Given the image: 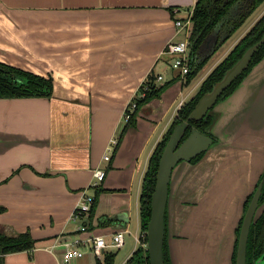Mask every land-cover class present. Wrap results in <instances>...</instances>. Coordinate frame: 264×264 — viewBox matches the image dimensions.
<instances>
[{"label": "crops", "instance_id": "1", "mask_svg": "<svg viewBox=\"0 0 264 264\" xmlns=\"http://www.w3.org/2000/svg\"><path fill=\"white\" fill-rule=\"evenodd\" d=\"M196 1L0 0V63L52 79L50 97L0 99V230L27 232L35 243L4 255L2 264H63L65 244L75 241L79 255L67 264H96L101 257L90 240L109 243L118 231L123 246L105 251L124 250L119 264L140 245V189L153 150L180 106L249 29L234 40L232 34L187 82L162 52L183 37L173 23ZM251 72L218 108L226 113L214 130L218 143L172 172L166 205L172 264H232L243 203L264 168V59ZM150 74L156 87L172 83L137 110L132 125L122 123ZM112 138L118 145L106 162ZM95 169L106 175L95 211L72 220Z\"/></svg>", "mask_w": 264, "mask_h": 264}, {"label": "trees", "instance_id": "2", "mask_svg": "<svg viewBox=\"0 0 264 264\" xmlns=\"http://www.w3.org/2000/svg\"><path fill=\"white\" fill-rule=\"evenodd\" d=\"M264 2V0H197L192 9L190 17L192 30L189 37L190 50L189 57L191 59L189 72L185 76L186 81L190 82L197 74L200 68L207 63L210 55L216 52L228 38L234 34L250 17L254 11ZM264 34V14L256 21V24L240 38V41L227 53L226 57L210 72L208 77L200 84L198 91L186 103L182 104L177 111L176 117L171 122L170 127L161 137L160 142L153 150L145 175L141 184V193L139 197V224H141V236L139 238L140 245L130 255V258L124 264H149L148 257L143 245L146 240L143 233L146 230L147 222L150 216V198L153 193L155 185L156 171L160 160L161 153L167 143V139L171 134L173 128L180 122L187 119L189 114L194 109V105L199 98L210 90L211 86L218 82L229 67H231L238 59L241 58L242 52L257 43ZM252 60L246 70L243 71L225 92L218 98L217 101H222L225 97L232 94L239 86L241 81L248 75L249 71L257 65L261 59L264 58V44H262L257 52L253 54ZM155 77L150 74L139 88V95L133 101L136 104L137 110L153 98H159L160 94L167 88L172 81L159 85H154ZM52 91L51 77H39L28 71H22L12 66L0 63V99H27V98H43L50 97ZM143 94V95H142ZM137 112V111H136ZM136 112L131 115L127 125H132ZM211 116H205L198 121L189 122L191 127L197 129L201 133L209 136L206 130L211 125ZM125 130V129H124ZM124 132V131H123ZM190 133L188 129L184 135V139ZM213 142L215 139L212 136ZM183 140V139H182ZM200 156L194 158L191 164H194ZM262 182V192L258 204L261 206L264 203V169L260 177ZM95 202L90 208V216L95 211L97 198L103 190L98 187L95 189ZM251 196H248L244 212L248 206ZM0 207V212H3ZM241 221V219H240ZM100 225L107 223V218L99 219ZM165 227L166 214L164 218ZM242 221L239 223L235 231V245L232 252V264H235L237 236ZM166 234V229H165ZM34 241L31 235L27 232L18 233L14 236H9L0 230V264H2V257L7 254H14L15 252L30 251L34 246ZM246 264H255V262L264 255V209L255 223L249 229L248 240L246 244ZM115 251H103L101 259H97L96 264H114ZM164 264H171L168 256L167 242L164 238L163 245Z\"/></svg>", "mask_w": 264, "mask_h": 264}, {"label": "water", "instance_id": "3", "mask_svg": "<svg viewBox=\"0 0 264 264\" xmlns=\"http://www.w3.org/2000/svg\"><path fill=\"white\" fill-rule=\"evenodd\" d=\"M261 39L257 41L256 44L246 48L242 52V56L238 59L231 67L225 70L222 78L215 82L210 90L203 94L199 100L194 105V109L189 114L186 120L177 124L171 134L168 137V141L161 153V158L158 163V168L156 171L155 185L153 188V193L150 198V216L147 222V227L143 233V237L146 243L143 248L146 251L149 264H164L163 257V245L164 238L166 235L168 256L170 257V249L168 248L167 231L168 223L166 218L167 226L165 227L164 218L167 215V199L169 195V184L172 177L173 170L180 163L191 164L194 158L198 157L200 154H205L211 147L216 145L219 141L214 133L215 127L219 124L220 120H223L226 113L218 109L222 103H225L230 97H232L240 88L244 80L252 73L251 71L257 67V63L248 73V75L241 81L236 90L225 97L222 101H217L218 98L225 92L226 88L229 87L238 77L241 76L244 70L249 66L253 54L257 52V49L264 44V34L260 37ZM205 116H211V125L206 130L209 136L201 133L194 127H191L189 122L198 121L203 119ZM190 129L188 136L183 139L186 131ZM168 130V129H167ZM183 139V140H182ZM256 190L253 195L249 205L242 217V226L240 228L237 237V247H236V258L235 264H246V244L248 240V232L253 223L256 222L258 217L261 215L262 211L259 212L260 207H258V199L261 192V187ZM264 205V203L262 204ZM166 229V234H165ZM236 241V238H235ZM263 258L258 259L255 264H259ZM172 264V263H171Z\"/></svg>", "mask_w": 264, "mask_h": 264}, {"label": "built area", "instance_id": "4", "mask_svg": "<svg viewBox=\"0 0 264 264\" xmlns=\"http://www.w3.org/2000/svg\"><path fill=\"white\" fill-rule=\"evenodd\" d=\"M192 12H190L187 17L184 20H176L173 24H175V27L178 32L183 33V37L181 39L174 40V42H170L166 45L164 48L162 55L169 57V60L167 61L168 68L172 72H176L181 77H185L189 72V66H190V57H189V50H190V34L192 30V24H191V17ZM158 82L163 80V77L161 75H158L157 79ZM143 95V94H142ZM137 111L136 104L132 100L126 105V110L124 111V114L122 116V123L127 124V122L130 120L131 115L134 114ZM118 145L117 139L112 138L110 140V144L105 150L104 155L102 156V159L106 162L111 161V156L114 153L116 146ZM94 181L92 182L90 188L88 190L95 191L96 188L99 187V185L104 181L106 175L105 172L101 169H95V171L92 172ZM84 191L82 194V198L79 201V203L74 207V210L71 214L72 220H79L85 215H88L90 213V208L93 206L95 202V195L94 194H88L87 191ZM81 231L85 230V227L80 228ZM124 232L118 231L113 233V235L110 238V242L107 243V241L104 240L103 237L97 236L95 238H92L90 240L91 242V252L94 254L95 257L100 258L103 251L106 249H119L123 246L124 241ZM79 244L78 241H75L73 244L66 243V252L64 255V261L63 264H67L72 258L78 257L79 252L75 247Z\"/></svg>", "mask_w": 264, "mask_h": 264}, {"label": "rangeland", "instance_id": "5", "mask_svg": "<svg viewBox=\"0 0 264 264\" xmlns=\"http://www.w3.org/2000/svg\"><path fill=\"white\" fill-rule=\"evenodd\" d=\"M264 9V2L260 5V7L258 8V9H256V12L254 11L253 12V14L248 18V19H246V21H244L245 23L242 25V27L240 28V29H238L234 34H235V36L232 38L233 40L237 37H239V35H240V33L244 30V29H246V28H248L249 27V29L247 30V32L252 28V26L254 25V23L252 22V20L253 19H255L256 18V16L257 15H260V12L262 11ZM253 23V24H252ZM252 24V25H251ZM246 34V31H245V33L243 34V35H245ZM243 35H241V36H243ZM239 41H240V39H239ZM238 41V42H239ZM230 43V42H229ZM228 43V44H229ZM236 45V44H235ZM224 51V49H222L218 54H221L222 52ZM217 56V55H216ZM218 57V56H217ZM211 63V62H210ZM205 65V64H204ZM203 65V66H204ZM202 66V67H203ZM201 69V68H200ZM199 69V70H200ZM169 71V70H168ZM200 75V74H199ZM199 75H197V78H198V76ZM264 207V205H261L260 206V210H259V212L260 211H262V208ZM128 240V239H127ZM123 255H124V250H121L120 252L119 251H117L116 252V255H115V261H114V264H119L121 261H122V259H123ZM259 264H264V257H263V259L260 261V263Z\"/></svg>", "mask_w": 264, "mask_h": 264}, {"label": "flooded vegetation", "instance_id": "6", "mask_svg": "<svg viewBox=\"0 0 264 264\" xmlns=\"http://www.w3.org/2000/svg\"><path fill=\"white\" fill-rule=\"evenodd\" d=\"M264 14V13H263ZM262 16V15H261ZM260 18V17H259ZM258 18V19H259ZM257 19V20H258ZM256 20V21H257ZM256 24V23H255ZM242 26V25H241ZM240 29V28H239ZM247 33V32H246ZM183 139H184V137H183ZM203 155L204 154H200V155H198V156H200V158L196 161V162H198V161H200L201 159H202V157H203ZM195 162V163H196ZM264 169V168H263ZM262 172H263V170H262ZM262 172H261V174H262ZM260 177H261V175L259 176V178H258V180H257V182L255 183V185H254V189L252 190V192L251 193H249L248 195H247V197L248 196H251V198H250V200H249V202L251 201V199H252V197H253V195L255 194V192H256V190L259 188L258 186H260L261 187V192H262V182H260ZM261 192H260V195H259V198H260V196H261ZM247 197L245 198V201H246V199H247ZM245 201H244V203H245ZM258 201H259V199H258ZM249 202L247 203L248 205H249ZM243 203V204H244ZM257 204H258V202H257ZM245 205V204H244ZM244 205H243V210H242V215L245 213L244 212ZM248 207V206H247ZM258 207H260V205L258 204ZM247 209V208H246ZM246 209H245V211H246ZM243 217V216H242ZM242 217L240 218L241 219V221H242ZM166 218H167V215H166ZM240 219H239V223L241 222L240 221ZM239 223H238V225H237V227H236V229L238 228V226H239ZM241 226H242V223H241V225H240V228H241ZM236 229H235V231H236ZM239 231H240V229H239ZM249 233V232H248ZM238 234H239V232H238ZM238 237V236H237ZM165 238H166V235H165ZM234 245H235V242H234ZM233 250H234V246H233ZM233 250H232V252H233ZM232 256H233V254H232ZM264 257V255L263 256H261V258H263ZM231 263H232V259H231Z\"/></svg>", "mask_w": 264, "mask_h": 264}]
</instances>
